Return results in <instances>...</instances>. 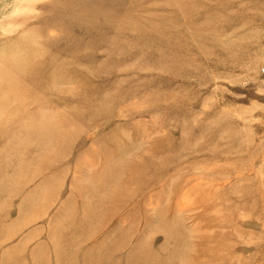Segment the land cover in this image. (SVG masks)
I'll return each mask as SVG.
<instances>
[{"label": "rangeland", "instance_id": "1", "mask_svg": "<svg viewBox=\"0 0 264 264\" xmlns=\"http://www.w3.org/2000/svg\"><path fill=\"white\" fill-rule=\"evenodd\" d=\"M0 264H264V0H0Z\"/></svg>", "mask_w": 264, "mask_h": 264}]
</instances>
